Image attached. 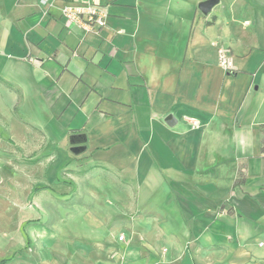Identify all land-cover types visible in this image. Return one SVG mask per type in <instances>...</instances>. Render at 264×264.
I'll return each mask as SVG.
<instances>
[{
    "label": "crops",
    "instance_id": "obj_1",
    "mask_svg": "<svg viewBox=\"0 0 264 264\" xmlns=\"http://www.w3.org/2000/svg\"><path fill=\"white\" fill-rule=\"evenodd\" d=\"M202 1L0 0V96L18 87L47 142L84 134L93 160L135 167L131 242L84 245L91 264H264V0ZM77 4L105 24L68 22Z\"/></svg>",
    "mask_w": 264,
    "mask_h": 264
},
{
    "label": "rangeland",
    "instance_id": "obj_2",
    "mask_svg": "<svg viewBox=\"0 0 264 264\" xmlns=\"http://www.w3.org/2000/svg\"><path fill=\"white\" fill-rule=\"evenodd\" d=\"M2 84L0 264H32L40 255L91 264L84 245L108 236L122 252L131 242L126 228L141 211L134 165L118 169L85 151L76 154L70 138L47 142L44 131L21 111L19 88ZM119 261L130 264L124 255Z\"/></svg>",
    "mask_w": 264,
    "mask_h": 264
},
{
    "label": "built area",
    "instance_id": "obj_3",
    "mask_svg": "<svg viewBox=\"0 0 264 264\" xmlns=\"http://www.w3.org/2000/svg\"><path fill=\"white\" fill-rule=\"evenodd\" d=\"M44 3L47 0H43ZM63 15L68 22L73 21L89 29H97L105 24L104 14L95 5L84 6L81 4L66 6ZM218 56L220 65L227 72L234 71V60L230 47L218 46Z\"/></svg>",
    "mask_w": 264,
    "mask_h": 264
},
{
    "label": "trees",
    "instance_id": "obj_4",
    "mask_svg": "<svg viewBox=\"0 0 264 264\" xmlns=\"http://www.w3.org/2000/svg\"><path fill=\"white\" fill-rule=\"evenodd\" d=\"M70 140H71V142L73 144L72 148H73V150H74V152L76 154H79V153H81V152L86 150V148H87L86 143H85L86 136L84 134L74 133V134L71 135ZM241 180H242V176L240 175L236 179L234 185L237 184V183H240Z\"/></svg>",
    "mask_w": 264,
    "mask_h": 264
},
{
    "label": "water",
    "instance_id": "obj_5",
    "mask_svg": "<svg viewBox=\"0 0 264 264\" xmlns=\"http://www.w3.org/2000/svg\"><path fill=\"white\" fill-rule=\"evenodd\" d=\"M218 3V0H205V1H202L200 4H199V8L202 10L203 13L205 14H208L212 7ZM166 121L170 124V125H174L176 123V118L172 115V114H169L167 117H166ZM79 138V137H78Z\"/></svg>",
    "mask_w": 264,
    "mask_h": 264
}]
</instances>
